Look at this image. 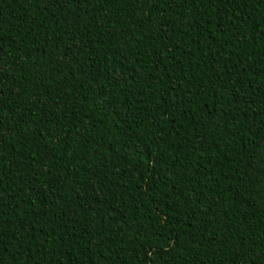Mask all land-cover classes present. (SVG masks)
Returning <instances> with one entry per match:
<instances>
[{
  "label": "trees",
  "instance_id": "16d2710c",
  "mask_svg": "<svg viewBox=\"0 0 264 264\" xmlns=\"http://www.w3.org/2000/svg\"><path fill=\"white\" fill-rule=\"evenodd\" d=\"M0 264H264V0H0Z\"/></svg>",
  "mask_w": 264,
  "mask_h": 264
}]
</instances>
